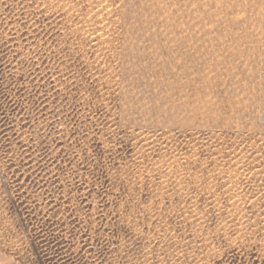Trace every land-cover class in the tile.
<instances>
[{"label":"rangeland","instance_id":"1","mask_svg":"<svg viewBox=\"0 0 264 264\" xmlns=\"http://www.w3.org/2000/svg\"><path fill=\"white\" fill-rule=\"evenodd\" d=\"M0 264H264V0H0Z\"/></svg>","mask_w":264,"mask_h":264},{"label":"bare ground","instance_id":"2","mask_svg":"<svg viewBox=\"0 0 264 264\" xmlns=\"http://www.w3.org/2000/svg\"><path fill=\"white\" fill-rule=\"evenodd\" d=\"M139 42V41H138ZM138 45V44H137ZM204 59V58H203ZM162 61V60H161ZM159 64V63H158ZM206 65V64H205ZM163 66V65H162ZM164 67V66H163ZM169 69V68H168ZM164 70V69H163ZM175 70V69H174ZM175 75V74H174ZM202 77V76H201Z\"/></svg>","mask_w":264,"mask_h":264}]
</instances>
